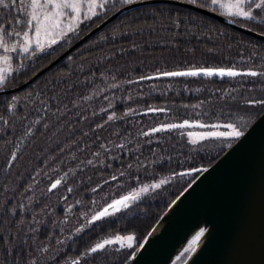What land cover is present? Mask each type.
Segmentation results:
<instances>
[{
    "label": "trees",
    "instance_id": "trees-1",
    "mask_svg": "<svg viewBox=\"0 0 264 264\" xmlns=\"http://www.w3.org/2000/svg\"><path fill=\"white\" fill-rule=\"evenodd\" d=\"M115 11L112 8L102 18L81 25L76 37L49 49L51 55L44 53L28 61L6 90L25 83ZM235 24L264 31L252 22ZM233 65L240 70H264V42L190 10L153 5L124 12L26 89L0 96V105L13 95L20 97V115L10 118L8 125L0 123V236L6 237V242H0V264H28V253L36 256L35 248L45 243L49 252L39 255L43 264H64L65 259L75 258L97 241L117 234H134L141 244L194 179L173 173L207 168L235 142L210 139L194 146L179 130L153 137H142L141 131L161 122L189 119L237 123L245 132L264 112L246 105V100L264 99V78L181 77L141 84L125 81L157 70ZM112 83L121 87L111 89ZM101 89L106 91L101 93ZM89 96L92 99L86 100ZM40 99L46 105L39 104ZM109 101L114 105L111 109ZM201 101L204 103L200 107H192ZM150 105L168 108V116L132 115L105 122L110 112L122 117L129 108L143 113ZM39 117L43 118L35 124ZM28 126L33 134L25 136ZM12 152H16V159L9 166ZM65 174L62 184L49 193L50 184ZM112 176L117 179L112 180ZM162 178H168L169 183L161 189L142 196L114 216L87 225V219L112 199ZM29 187L31 191H27ZM68 188H72L70 193ZM93 188L97 190L93 192ZM21 204L25 206L23 211ZM69 207L72 211L66 215ZM13 208L15 216L10 214ZM81 226L85 231L73 235ZM57 240L64 243L57 244ZM130 251L136 253L137 249L117 251L113 246L82 264H129Z\"/></svg>",
    "mask_w": 264,
    "mask_h": 264
},
{
    "label": "snow or ice",
    "instance_id": "snow-or-ice-1",
    "mask_svg": "<svg viewBox=\"0 0 264 264\" xmlns=\"http://www.w3.org/2000/svg\"><path fill=\"white\" fill-rule=\"evenodd\" d=\"M136 2V0H0V10L2 9H13L17 11V17H12L11 21L0 19V92L6 91V85L11 83L12 80L18 77V74L23 68V60H31L41 54L48 53L49 49L53 46L61 44L62 41H69L76 37L80 31V26L87 21H94V18H102L112 8L117 10L121 5H130ZM186 2L196 8L203 9L210 13H218L225 17L228 23H237L238 21H247L256 23L258 29H264V0H186ZM258 16L262 18L257 19ZM179 25L177 24V27ZM247 28V25H244ZM252 31L253 29H248ZM257 34L264 36V31L257 30ZM17 57L22 58L21 62L14 67ZM71 59V57H69ZM102 78H106L105 74H101ZM232 78L237 77H261L264 78V70L257 71L254 68H248L246 70H240L235 67H211V66H192L183 70L175 71H159L152 75H141L136 80L125 81L127 84H141L144 81L170 79V78ZM112 80L115 81L116 77L112 76ZM111 89H119L120 83H112L109 86ZM101 93L106 89H101ZM227 95V93H225ZM31 96V93H29ZM108 99L107 96L104 97ZM131 97L129 96V99ZM86 100L92 99L91 96L86 97ZM46 101L43 99L39 100V104L46 105ZM204 102L201 101L198 105L192 107L198 108ZM20 104V97L13 95L6 100L4 105H0V109L6 108V111H0V123L4 125L9 124V120L12 117H16L19 114L18 106ZM246 105L250 108L260 107L264 109V99H251L246 100ZM114 105L109 101L108 109H111ZM185 107H188L185 105ZM108 109H101V111H108ZM38 112L40 108L36 109ZM47 111L48 109H43ZM169 109L166 107H155L147 106L143 113L137 112L136 109L129 108L124 111L122 117H118L115 112H110L107 116V122H114L117 119H123L132 115H162L167 117ZM43 117L37 118L34 123L39 124ZM103 127V125H100ZM194 129H200L206 131H194ZM179 130L180 135H186L188 142L192 145L203 143L207 140L217 141H238L244 136V131L241 126L237 123H208L201 122L199 120L183 119L182 121H175L164 123L161 122L159 125L150 127L147 131H141L142 137H153L157 133L161 132H172ZM33 134L31 126H28L25 130L24 135L30 136ZM151 143V140L147 141ZM116 147L123 148L125 145L117 144ZM229 147L231 145H228ZM19 147V145H17ZM101 147L108 151L109 149L105 145ZM94 155H99L95 153ZM16 159V152L11 153V159L9 160V166ZM89 164L93 162L88 161ZM129 169L132 168V164L128 165ZM208 168H193L178 173H173V176L180 177H194L189 183L188 187L191 188L192 184L199 177L196 173H205ZM60 176L55 179L47 191L49 193L56 190L66 178ZM121 176L125 175L121 172ZM112 180H116V176L111 177ZM107 183V181L105 182ZM169 183L168 178H162L152 183H145L127 194L121 195L119 198L112 199L111 202L107 203L106 206L102 207L99 211H96L87 219V225H93L96 222L102 221L110 216H114L123 210L128 209L133 203L139 201L142 196L148 194L151 191H156L162 188V186ZM31 187L27 191H31ZM97 189L93 188L95 192ZM72 188H68L70 193ZM185 192L187 189L184 190ZM183 195V192L181 193ZM66 199V198H65ZM79 203V201L77 202ZM95 203V201L93 202ZM25 206L20 205L21 211ZM72 211L69 207L66 210V215ZM15 216L16 210L13 208L10 213ZM83 218V216H82ZM34 231H39L35 229ZM85 231V227L81 226L75 229L73 235H79ZM206 229L201 228L196 234L188 241L187 247L180 252L174 261V264H181L183 261L186 264L184 258L190 252L196 250V246L201 242L205 236ZM151 235V233H149ZM71 239V237H69ZM0 242H6V237L0 236ZM57 244H63V240H57ZM115 246V250L121 251L125 248L131 250L136 248L137 250L144 247V244L137 242V237L134 234L120 235L117 234L112 237H107L97 241L90 248H87L84 252L80 253L75 258H67L64 264H82V261L86 257H91L98 252L105 251L108 248ZM36 256H33L31 251L28 253L29 261L28 264H43V261L39 258L40 254L49 252V246L47 243L37 246L35 248ZM135 252H129L128 260L135 258Z\"/></svg>",
    "mask_w": 264,
    "mask_h": 264
},
{
    "label": "water",
    "instance_id": "water-1",
    "mask_svg": "<svg viewBox=\"0 0 264 264\" xmlns=\"http://www.w3.org/2000/svg\"><path fill=\"white\" fill-rule=\"evenodd\" d=\"M153 5L187 9L264 42V36L256 31L228 23L218 13L186 1L140 0L119 8L25 83L0 92V96L26 89L124 12ZM244 133L207 172L197 175L191 188L187 186V191L174 199L129 264H174L190 236L201 228L206 229L205 236L197 249L186 255V264H264V112Z\"/></svg>",
    "mask_w": 264,
    "mask_h": 264
},
{
    "label": "rangeland",
    "instance_id": "rangeland-1",
    "mask_svg": "<svg viewBox=\"0 0 264 264\" xmlns=\"http://www.w3.org/2000/svg\"><path fill=\"white\" fill-rule=\"evenodd\" d=\"M137 1V0H136ZM139 1V0H138ZM18 13L17 11L15 10V8L13 9H2L0 10V19H5L6 21H11V18L12 17H17ZM99 18V17H98ZM262 17L261 16H258L257 19L260 20ZM95 19V18H94ZM89 21L85 22V23H88ZM244 22H247V21H244ZM84 23V24H85ZM247 23H250V22H247ZM83 25V24H82ZM81 27V26H80ZM22 58L20 57H17L16 59V62L14 63V67H16L20 62H21ZM30 61V60H23V65L25 66V64ZM8 85V84H7ZM107 250V249H106ZM107 252V251H106ZM88 257L85 258V260L87 259Z\"/></svg>",
    "mask_w": 264,
    "mask_h": 264
},
{
    "label": "bare ground",
    "instance_id": "bare-ground-1",
    "mask_svg": "<svg viewBox=\"0 0 264 264\" xmlns=\"http://www.w3.org/2000/svg\"><path fill=\"white\" fill-rule=\"evenodd\" d=\"M200 230V229H199ZM199 230H197V231H195L191 236H190V238L188 239V241H190L191 240V238L196 234V232H198ZM188 241L186 242V244L183 246V248H182V250L185 248V247H187V244H188ZM199 244H197V246H198ZM196 246V247H197ZM197 249V248H196Z\"/></svg>",
    "mask_w": 264,
    "mask_h": 264
}]
</instances>
